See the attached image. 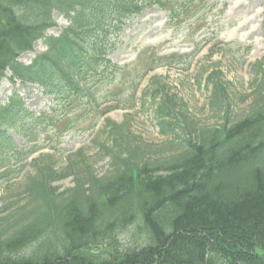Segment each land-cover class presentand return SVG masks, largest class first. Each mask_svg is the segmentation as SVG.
Returning a JSON list of instances; mask_svg holds the SVG:
<instances>
[{"label": "trees", "instance_id": "1", "mask_svg": "<svg viewBox=\"0 0 264 264\" xmlns=\"http://www.w3.org/2000/svg\"><path fill=\"white\" fill-rule=\"evenodd\" d=\"M152 6L165 9L171 25L191 27L205 18L199 9L211 10L214 4L0 0V80L9 70L13 78L40 86L55 102L51 114L40 116L25 110L16 95L0 107V145L6 142L0 152L16 156L23 151L8 136L11 131L30 146L26 157L47 147L39 143L49 132L57 139L49 149L59 153L60 138L81 118L93 129L108 111L132 109L137 80H129L130 68L107 58L114 45L109 36ZM54 15L68 24L59 36H46L55 26ZM38 40L46 50L30 65L19 63L18 57ZM154 68L150 64L145 69ZM253 69L254 99L236 122H229L231 95L220 72L208 78H213L209 105L221 114L220 124L199 125L164 83L149 95L159 133L168 138L164 144L142 141L129 121L105 119L102 132L109 144H99L98 152L101 160H110V170L101 178L85 163L83 150L73 159L81 164L71 158L65 167L50 154L32 159L35 172L23 184L28 202L0 210V264H264V59ZM111 86H119L114 103L100 110ZM164 151L170 154L156 157ZM71 176L75 186L59 192L55 184ZM131 225L138 244L121 249L117 234ZM30 245L32 251L20 256Z\"/></svg>", "mask_w": 264, "mask_h": 264}, {"label": "rangeland", "instance_id": "2", "mask_svg": "<svg viewBox=\"0 0 264 264\" xmlns=\"http://www.w3.org/2000/svg\"><path fill=\"white\" fill-rule=\"evenodd\" d=\"M214 2L215 7L206 13L204 20L188 24L191 27H186L187 24L170 25L165 9L161 10L155 6L147 7L139 15L125 20L122 30L111 37L116 39L117 43L109 58L123 66L135 63L131 67L129 79H140L135 76V68L141 74L150 64L168 61L174 66L168 68L158 65L154 70L156 82L147 80L138 94L140 99L142 92L148 90L145 102L140 99L132 110L119 108L110 111L107 115L110 121L116 124L129 121L131 132L144 142L154 145L167 142L168 138L159 134L157 119L152 113V105L149 104L151 102L149 98L157 85L164 83L167 86L165 91L169 95H175L180 104H183L182 111L187 112L199 125L220 124L221 114L214 113L209 105L212 88L210 81L213 78L212 80L208 78L212 73L218 72L229 84L231 95L229 122H236L248 113L257 84L253 67L256 62L264 59V0H214ZM169 6L166 4L165 7ZM54 19L56 26L48 30L46 35L57 36L61 29L67 26L62 17L54 16ZM43 51V42L37 41L32 51L22 54L19 61L29 64L36 54ZM174 56L176 58H173ZM9 78L10 74L6 73L0 82V106L7 103L15 90L27 109L35 113L49 110L52 101L42 94L38 87L21 85L19 81L13 86ZM118 91L119 86H112L111 93L108 94L107 91V94L112 96ZM128 93L129 91L125 92V95ZM88 124H80L63 137L61 144L63 151L56 154L55 158L59 162V167H65L68 159L73 160L78 151L83 150L85 163L88 161L94 175L101 178L110 170V160L108 158L101 160L98 147L105 141L108 143V139L102 132L104 124L101 121L95 132H81ZM15 139L16 144L24 143L18 136ZM43 141L44 138L41 142ZM5 144L6 142H3L0 149L3 150ZM169 154V151H164L156 157H165ZM15 159L10 152H0V164L6 163L7 167L4 169L16 173L10 177L0 176V210H14L28 202L27 195L23 193V184L28 176L34 174L35 169L29 164V160L14 162ZM74 161L81 164L78 160L71 162ZM2 171L4 170L0 172ZM74 186L72 176L55 184L59 192L72 189ZM135 231V225H131L117 234L121 249L138 244L133 237ZM33 246L24 249L20 256L29 254Z\"/></svg>", "mask_w": 264, "mask_h": 264}]
</instances>
